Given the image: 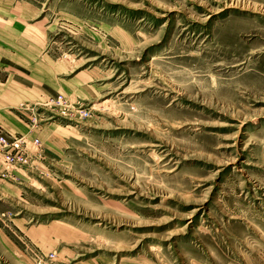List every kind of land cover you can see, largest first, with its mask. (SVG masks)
Masks as SVG:
<instances>
[{
    "label": "rangeland",
    "instance_id": "1",
    "mask_svg": "<svg viewBox=\"0 0 264 264\" xmlns=\"http://www.w3.org/2000/svg\"><path fill=\"white\" fill-rule=\"evenodd\" d=\"M0 128V264H264V0H0Z\"/></svg>",
    "mask_w": 264,
    "mask_h": 264
},
{
    "label": "built area",
    "instance_id": "2",
    "mask_svg": "<svg viewBox=\"0 0 264 264\" xmlns=\"http://www.w3.org/2000/svg\"><path fill=\"white\" fill-rule=\"evenodd\" d=\"M41 149L39 138L28 140L25 135L10 134L0 128V176H9L16 167L28 169ZM36 264H55V258L53 254L38 257Z\"/></svg>",
    "mask_w": 264,
    "mask_h": 264
},
{
    "label": "bare ground",
    "instance_id": "3",
    "mask_svg": "<svg viewBox=\"0 0 264 264\" xmlns=\"http://www.w3.org/2000/svg\"><path fill=\"white\" fill-rule=\"evenodd\" d=\"M38 155V154H37ZM11 173V172H10ZM157 247H153V249H156ZM158 249V248H157Z\"/></svg>",
    "mask_w": 264,
    "mask_h": 264
},
{
    "label": "crops",
    "instance_id": "4",
    "mask_svg": "<svg viewBox=\"0 0 264 264\" xmlns=\"http://www.w3.org/2000/svg\"><path fill=\"white\" fill-rule=\"evenodd\" d=\"M10 133V132H9ZM10 134H17V133H10Z\"/></svg>",
    "mask_w": 264,
    "mask_h": 264
}]
</instances>
